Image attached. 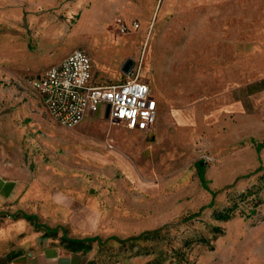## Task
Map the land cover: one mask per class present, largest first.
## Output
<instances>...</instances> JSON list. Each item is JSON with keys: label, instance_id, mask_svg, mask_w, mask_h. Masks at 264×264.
<instances>
[{"label": "rangeland", "instance_id": "rangeland-1", "mask_svg": "<svg viewBox=\"0 0 264 264\" xmlns=\"http://www.w3.org/2000/svg\"><path fill=\"white\" fill-rule=\"evenodd\" d=\"M61 46L101 82L147 81L154 127L53 118L38 85ZM0 175L18 186L0 253L60 239L84 264H264V0H0Z\"/></svg>", "mask_w": 264, "mask_h": 264}, {"label": "built area", "instance_id": "built-area-1", "mask_svg": "<svg viewBox=\"0 0 264 264\" xmlns=\"http://www.w3.org/2000/svg\"><path fill=\"white\" fill-rule=\"evenodd\" d=\"M124 31L126 26L122 23ZM43 104L60 124L73 127L102 109L114 123L131 130H150L158 118V101L139 75L121 81H98L91 55L77 47L40 74Z\"/></svg>", "mask_w": 264, "mask_h": 264}, {"label": "crops", "instance_id": "crops-1", "mask_svg": "<svg viewBox=\"0 0 264 264\" xmlns=\"http://www.w3.org/2000/svg\"><path fill=\"white\" fill-rule=\"evenodd\" d=\"M106 15L107 11L105 10L97 11L90 15L92 26L94 27L98 23L103 24L106 22L104 23V26L107 27L109 23L105 21ZM71 51L69 48L61 46L57 50L56 56H42V58L45 61L47 68H49L55 64H58ZM94 73L96 80H98L95 66ZM17 191L18 186L15 181L6 179L0 175V203L5 199H10ZM82 261L86 262V258H82V256H80L78 253L69 251L67 247H64L60 239L54 240L52 245L48 246L43 252L38 254L30 253L22 245L11 247L8 250L0 253V264H80Z\"/></svg>", "mask_w": 264, "mask_h": 264}, {"label": "trees", "instance_id": "trees-1", "mask_svg": "<svg viewBox=\"0 0 264 264\" xmlns=\"http://www.w3.org/2000/svg\"><path fill=\"white\" fill-rule=\"evenodd\" d=\"M197 167L199 169V172L201 175H204V170H205V162L203 160L197 162ZM205 207H201L200 210L197 212V213H193L191 215L188 216V219H191V218H194L196 217L199 213H201V211L204 209ZM32 217H35L34 215H32ZM231 217V213L229 211H226V212H219L217 215H216V218L218 219H221V220H228L229 218ZM92 240H95L94 237H86V238H83V239H77L75 241H92ZM85 262L82 261L80 264H84Z\"/></svg>", "mask_w": 264, "mask_h": 264}]
</instances>
